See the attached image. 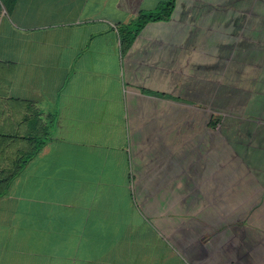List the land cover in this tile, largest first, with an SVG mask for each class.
Returning <instances> with one entry per match:
<instances>
[{
  "label": "crops",
  "instance_id": "1",
  "mask_svg": "<svg viewBox=\"0 0 264 264\" xmlns=\"http://www.w3.org/2000/svg\"><path fill=\"white\" fill-rule=\"evenodd\" d=\"M0 264H264V0H0Z\"/></svg>",
  "mask_w": 264,
  "mask_h": 264
},
{
  "label": "trees",
  "instance_id": "2",
  "mask_svg": "<svg viewBox=\"0 0 264 264\" xmlns=\"http://www.w3.org/2000/svg\"><path fill=\"white\" fill-rule=\"evenodd\" d=\"M166 9L168 12L170 11L169 7H166ZM159 18V13H141L137 20L132 25H130L129 28L131 29V32L136 33L146 22Z\"/></svg>",
  "mask_w": 264,
  "mask_h": 264
}]
</instances>
